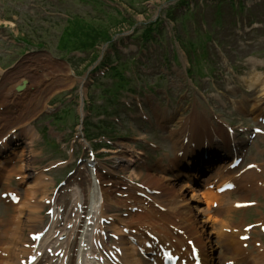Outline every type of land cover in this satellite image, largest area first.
<instances>
[{"label": "rangeland", "instance_id": "rangeland-1", "mask_svg": "<svg viewBox=\"0 0 264 264\" xmlns=\"http://www.w3.org/2000/svg\"><path fill=\"white\" fill-rule=\"evenodd\" d=\"M103 1H105L107 4H112L116 9L107 5L105 7L99 5V0H93L88 3H85L84 0H0V20H2V22H6L8 27H11L10 29L8 27L2 29V31H4L5 37H7V40L0 39V67L5 71L4 73L10 72L9 69L13 68L12 65L17 66L19 63L23 65V62L27 58L25 57L26 55L31 57L33 55L39 56L41 54V50L37 47H39L40 44L44 49L50 51L53 58H59L56 56L58 55L68 60L70 63V70L74 72L77 79L70 86L65 85L66 83L62 76L54 78L53 81H49V83L46 81L44 82L43 80H38L42 82V85H35V88L31 90V94L34 98H43L49 96V99L46 100V102H44L41 98L38 99L39 102L37 105L39 109H43L44 107H47V109L36 113L32 117L31 124L33 123L36 128L37 126H40L42 130L45 129V127L47 128V115L50 114V112H52L54 109L63 108L67 105H70L72 108V117L69 121L64 123L58 121L56 125H52L54 126L52 131L55 130L57 132H59L63 125L69 127L68 130L65 129L66 134H64L62 137H60L59 134L61 143H66L65 147L63 148L64 150L59 147L61 151H57L56 155L51 150H46L43 142H37L34 146V150H36L38 154L37 163L35 166L37 170L40 169L46 162H48L46 159L52 156V154L57 160L67 158L72 154V151L69 147L72 141L76 140L75 136L80 134L79 130L81 131V128H84L81 125L79 126L81 118V87L83 86L82 90L86 105L90 103V101H94L96 104L101 105L102 102L97 98V95H99L98 90H101L102 87H111L112 85L110 77H103L101 74L100 76L95 74V68H97L100 63L104 61H109L110 59L115 60L117 57H119V59L122 58L124 60L127 59L130 61L132 64V69H134L136 72V76L133 78L131 88L133 91L138 93L137 97L143 103L142 105L144 111L152 117L153 121L151 124H149L144 123L140 119V107L137 104L138 102L135 99V95H128L125 97L123 101L127 100L130 102L132 104V108H127L126 106H123V108L116 107L119 114H121L119 118L121 119L123 126H117L112 123V126H109V128L113 130L112 136H114V139L112 140L113 145L109 146L112 149V154L106 156L104 162L110 166H115L117 161L116 158L121 156V154H115L116 152H120V145H127L138 152L145 151L147 153L146 155L149 156V158L146 160L148 161V166L150 167L151 173L154 172L157 174L159 165L165 166L168 170L170 168L171 160L176 157L175 148L171 139L167 138L169 136L168 130L158 129V123L154 122L156 116L155 113L161 114L165 120H170L172 122V128L174 130H178L181 127V123H183L182 121L189 116L191 112L190 109L196 101L195 98H200L197 95H193L192 89L189 88L191 86L184 87L183 84V81H186L185 74L187 70L186 63L188 61V56H185L183 51L178 49L177 56L179 57V63H175L174 61V52L176 49L175 46L170 42V40L173 41V25L171 23L165 22L167 29L164 31L165 38L163 43L159 45L160 48L142 47V33L138 32L142 29L146 22L165 18L166 10H168L169 7H174L176 1ZM263 7L264 6L261 5V7L251 10L250 12L241 10L235 19L261 18L262 11L264 9ZM222 9L224 12H226V20L229 22L227 15L229 14V17L231 18L232 14L230 3H224ZM117 10L120 11V14H118L119 12L117 13ZM205 11L206 13H211L209 9ZM200 12L202 11L197 12V15ZM77 17L85 18L86 20L99 17L103 21H109L110 19L117 21L116 24L106 27L109 28L107 30L108 34L111 33L113 37H115L114 42H116L120 53L117 52L116 56L114 57L113 54H111L113 51L110 52V50H113V48H108L104 44H100L99 48H97V52L100 54L99 62L87 69V67L90 65L89 63L92 61L91 59L93 58V55L95 54L94 51L86 53L82 49V51L71 52L65 50L60 45V38L69 24L68 21L71 19H76ZM221 32L222 35L218 36V40L227 44L225 47H218V45L212 43L211 48L209 49V64L213 66L218 65L217 67L224 69L226 65H228V67H233L237 80L245 70L244 66L242 65L243 60L253 55H259L261 52L264 53V44L260 46L252 45L251 47L244 49L240 47L237 42L235 32L233 31V26L229 27L226 25V27ZM17 36L19 38L15 41ZM260 37L263 36L258 33L254 34V38H256L255 41L259 40ZM22 38H24L26 41H29L32 46L27 47L23 43ZM67 48L71 49V47ZM26 52H28V54L24 55ZM223 53L227 54V58H222L224 61L220 60ZM166 56L168 57V60L165 58ZM142 57H144L146 60ZM137 61L142 63L145 62L146 64L144 67H141L140 63H136ZM209 64L200 62V65L197 68H194V72L196 74L200 73L204 75L203 70H206V72L210 71ZM223 74L226 75V73ZM38 75L39 74H36V76ZM7 78L8 77H6L5 74L0 75V87L2 84H6ZM222 78L223 81H225L223 76L220 78V81ZM92 79H96V85L91 82ZM70 82L71 81L68 83ZM6 85L8 88L11 87L9 86L10 83ZM205 87H207V85ZM221 87H223V93L229 95V92H226L225 87L222 84ZM150 89H153V93H156V95H152ZM158 89H162L163 91ZM210 89H212V87ZM209 93H211V91L207 92V94ZM181 96L184 98L178 100ZM171 98L174 100V102L170 100ZM211 98L212 97L207 96L208 102L213 99ZM2 99L4 98L0 97V102H2ZM71 101L72 104H67ZM22 103L23 101H21V104L17 105V108H19L18 106L21 105L22 108L25 107L27 110L29 107V102L24 100V104ZM200 103L203 107L200 108V110H207L205 103L202 101H200ZM32 107H36V105L33 104ZM70 107L62 110L59 116L69 118V113L71 112ZM6 109L7 108H5L4 111L9 113L5 114L4 118L11 119L13 113ZM31 109L32 108H30V110ZM155 110H157V112H155ZM223 111L224 114L233 112L232 109L231 111L223 109ZM14 112L16 115H19L18 111ZM84 115H86L85 112ZM244 115L245 117H243ZM244 115L234 114L233 119L235 120V123L240 124L241 121H248L250 117L247 116V113ZM87 117L88 119L85 121L93 119L91 115H88ZM93 123L95 124L96 122L94 121ZM102 128H94L93 133L103 132ZM147 140L159 145L158 150H152L149 145L143 143ZM52 141L54 140H50L48 142L50 148L52 145H54L52 144ZM77 144V142L74 143L75 146ZM143 171L144 174L142 178L146 179L145 177L148 175L147 170L143 168ZM176 171H179L180 174L184 173L182 169H176ZM172 174L177 173H172L171 170L167 173L168 177L174 180ZM177 183L181 187L184 183V180L182 179V181ZM51 188H53V186H51ZM237 199L238 197H236V200ZM111 212L115 213V209L113 208ZM260 214L261 212L257 210L250 211L248 213H242L238 211V213L232 212L231 214L227 215L221 214L220 219L222 220L219 221V224H216L213 227L218 229L222 224L226 225L228 223L229 225H236L237 228L234 229L239 230L243 226L249 225V223L258 221V216H260ZM255 236L258 238L259 234L257 233ZM253 247L254 246L251 245L249 250ZM217 252L218 253L216 254V257H218V255L223 252L222 248L218 249Z\"/></svg>", "mask_w": 264, "mask_h": 264}, {"label": "bare ground", "instance_id": "bare-ground-1", "mask_svg": "<svg viewBox=\"0 0 264 264\" xmlns=\"http://www.w3.org/2000/svg\"><path fill=\"white\" fill-rule=\"evenodd\" d=\"M29 67H23L18 74L15 73L12 77L7 78L12 81L18 77L19 81L13 84V89L25 84L27 91L13 95L14 90V92L5 88L2 90L6 91L5 93L11 92L6 96L13 95L15 99L21 98L22 101L26 100L29 102V106H32L33 103L37 105L38 99L41 97L31 96V89L35 85H42V82L28 74ZM34 71L39 72L38 70ZM52 74L54 76V73ZM62 75L67 86L76 81L73 72L69 69L64 70ZM69 81L71 82L68 83ZM248 86L251 91L256 89L255 82H249ZM263 90L264 86L257 92ZM48 97L41 99L46 102ZM2 101L4 103V100ZM33 113L34 110H28L25 114L21 113V115L24 114L21 118H24L19 122L21 124L19 125L21 127L18 126L19 133L0 147V186L4 187L6 193L16 192L10 182L13 178L18 177L21 185L20 190L23 191L22 199L18 205L8 202L12 213L7 218L0 220V264H23V260H27L31 256L33 243L30 242L29 236L40 232V228L41 230L44 228L45 217L42 216V213L48 206L56 209V217L50 224L51 231L45 233L41 246L44 245L47 250L54 249V253L53 256L44 255L39 264H77L79 258L83 259L84 257L83 249L92 242L97 240V242L106 245L105 235L99 234V229L103 230V228L98 224H89L86 217L93 215L91 221L95 223H99L102 219H109L110 217L106 216L113 206H119L121 210L128 213L127 218L120 214H110L113 222L111 223L112 230L109 232L115 238L119 237L117 242L122 246L121 264H146L143 258L138 255L140 248L144 255L156 262L158 258L149 255L156 249L150 251L146 248L148 243L153 241V236L165 243L168 250L183 254L184 258L188 256L184 247L189 249L186 241L194 240L195 245L200 248L203 264H232L231 262H234L233 264H264V250L261 249L260 254V250L257 248L259 250L258 259L252 256L250 258L249 252L252 251L246 250L243 243L238 240L240 234L238 236L226 235L223 242V254L216 257L217 245L213 241V235L220 233L218 230L220 227L216 229L213 226L222 220L220 219L221 214L232 213L227 207H231L234 202H230L229 198L222 197L220 209L214 212L211 209L212 202L210 203L213 198L212 190L206 188L207 192L199 191L195 177L191 179L188 174L184 176L186 182L181 187L177 182L182 177L173 175V180L168 177L167 170L160 167L157 174L149 172L146 179H143L141 170L136 172L133 170V153L126 145L121 146L126 158L119 160L118 166L120 171L125 174L124 177L117 175L113 169L106 165L97 164V177L92 181L90 171L87 170V164H85L75 176L69 179L57 197L50 196L46 192L51 185L47 183V177L42 172L37 173L33 168L36 162V153L32 149L37 140L35 131L34 129L26 131V125H23L25 121L30 120ZM186 125L177 133L175 131H169V133L172 134L173 143L178 153L184 152L187 156V148L191 145L187 146L184 142L187 133ZM196 126L199 128V124ZM10 134V131H7L4 136L0 134V141H2V136L4 138ZM205 137V134H201L200 140ZM8 149L13 150L9 151ZM179 154L175 160L171 161L173 169L179 168L183 161ZM1 158L5 160L1 161ZM231 164L233 163L229 161L218 166L215 172L206 178L205 186L212 185L214 180L221 177L222 173L231 167ZM138 179H143L144 187L141 188L134 184V181ZM111 183L112 186L109 187L108 185ZM242 189H248V186H243ZM138 192L144 194L145 198L137 195ZM127 193V198L119 196V194L127 195ZM229 194L226 193L223 196L228 197ZM80 206L83 207V213L78 212ZM135 208L136 212H133L132 209ZM226 228L237 227L227 223ZM125 229L129 230L128 233L124 232ZM63 237L64 241H61ZM27 245L30 246L27 248ZM60 250L64 253L62 258L55 255Z\"/></svg>", "mask_w": 264, "mask_h": 264}, {"label": "trees", "instance_id": "trees-1", "mask_svg": "<svg viewBox=\"0 0 264 264\" xmlns=\"http://www.w3.org/2000/svg\"><path fill=\"white\" fill-rule=\"evenodd\" d=\"M92 23V22H91ZM91 23L90 22H87V24L86 25H84L82 22H80V21H77L74 25H77V27H76V31H74L73 30V32L75 33V32H80V33H85L86 35H89V37H92L93 38V36L91 35V34H93V32H95V28L96 27H94L93 25H91ZM85 28H86V31H85ZM97 43V40H89L88 41V47H83L84 49H91V48H93L94 46H95V44Z\"/></svg>", "mask_w": 264, "mask_h": 264}]
</instances>
